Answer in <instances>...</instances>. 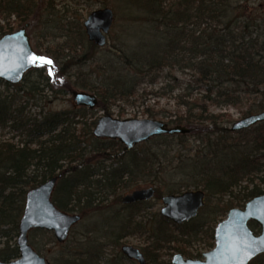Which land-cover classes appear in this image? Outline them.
<instances>
[{
  "label": "trees",
  "instance_id": "trees-1",
  "mask_svg": "<svg viewBox=\"0 0 264 264\" xmlns=\"http://www.w3.org/2000/svg\"><path fill=\"white\" fill-rule=\"evenodd\" d=\"M132 2L144 11L146 29L149 28V32L145 33L150 36L149 39L142 40L145 44L143 52L132 55V63L126 68V74L119 72L114 75L116 71H113L109 83L103 88L94 89L89 83L81 87L96 91L100 96L97 107L109 111V101L128 99L132 94L124 88L128 80L153 73H156L153 77L157 78L164 69L192 73L190 82L178 88L175 96L178 109L169 125L189 128L196 140L202 143L203 149L193 157H186L182 153L175 156L178 165L174 175L187 176L192 180L191 183L182 184L202 187L208 197L232 195L237 198L234 189L242 181L250 183L264 172V122L246 130L231 131L224 127L226 123H231L228 116L215 114L214 109H240L243 117L264 111V15L246 14L248 6L236 7V1L233 0ZM42 5L36 0H0V20H9L15 16L20 24L26 25L31 20L39 22L43 13ZM236 9L244 12L237 15ZM4 29L0 25V30ZM7 31L11 34L13 29L8 28ZM91 46L93 49L97 47L93 43ZM52 57L59 64L60 73L67 74L71 63H61L62 56L54 53ZM17 111L0 97V130L12 128L26 137L18 143L13 142V139L0 142V229L9 227L15 237L19 234L28 189L57 177L53 195L56 207L66 211L80 209L84 214L95 204L88 193L92 183L109 186L112 191L123 184L128 187L138 182L139 176L149 175L152 156L159 160L161 155H166L165 151L162 154L154 152V143L160 141L171 145L173 140H178V145H183L188 137L162 135L130 151L119 141H109L117 144L119 149L103 151L101 154L105 160L117 162L118 166L99 176L102 177L100 180L91 182L90 179L97 173L89 171L86 165L89 159L82 160L85 153L84 149H77L79 140L75 136H67L70 113L53 114L41 121L27 122L20 114H16ZM80 115L79 110L74 112V116ZM130 160L132 166L128 163ZM159 174L156 172V177ZM124 179L127 181L124 182ZM182 184L181 187H184ZM260 194L263 192L255 186L245 198ZM147 204L138 203L126 208L134 209L133 214L137 217L146 209ZM117 218L127 234L137 233L146 227L137 222L132 213H128L125 219L119 215ZM193 222L179 225L160 216L157 226L151 230L156 250H161L163 243L179 245L184 242L178 235L169 232V225L181 231L182 236L198 235L190 230L189 226ZM196 230L202 232L199 227ZM120 235H117V239L121 238ZM213 238L214 235H211ZM92 239L88 243L91 245L81 253L61 256L63 264H101L104 259L102 248ZM177 249L186 254L185 248ZM7 251L1 252L2 261L19 257L16 244L10 252ZM257 260H262L264 264V255L250 264H256ZM124 261L125 258L119 253L115 260L105 264H122Z\"/></svg>",
  "mask_w": 264,
  "mask_h": 264
},
{
  "label": "rangeland",
  "instance_id": "rangeland-1",
  "mask_svg": "<svg viewBox=\"0 0 264 264\" xmlns=\"http://www.w3.org/2000/svg\"><path fill=\"white\" fill-rule=\"evenodd\" d=\"M36 1L38 4H43V13L39 22L31 20L28 23L30 28L27 32L34 51L43 57L42 63L26 74L24 80L17 85H10L0 80V97L7 104H10L13 110H18L16 114H20L27 122L41 121L53 114L70 113L67 136H75L79 140L77 149H84L85 156L82 160H90L86 162V165H88L89 171L97 173L90 179L91 182H95L102 178L99 176L118 166L117 162L105 160L101 153L119 149L117 144L109 142L113 140L94 137L93 130L98 120L104 116H111L120 120L154 119L169 124L178 109L175 100L178 88L189 83L193 75L188 71L179 69L174 71L164 69L157 78L153 77L156 76V73H153L150 76H140L136 80L125 82L126 92H132V94L129 95L128 99L109 101L107 103L109 111L99 109L98 105L94 109L79 107L74 102L73 92H87L96 95L99 100L100 96L97 95L96 91L83 89L81 86L89 83L94 89L103 88L109 83V77L113 71H116L113 72L114 75L119 72L126 74L128 71L126 68H129L132 63V55L136 52H143L142 49L145 44L142 43V40L147 41L150 37L145 34L149 32V28L146 29L144 11L139 10L132 0ZM233 1H236V7L239 5L248 6L245 9L246 14L264 15V0ZM105 8L111 9L114 14L113 25L107 35L106 46L93 49L92 43L88 40L84 23L92 12ZM240 12L244 11L236 9L237 15H240ZM0 25L5 28L3 31L0 30V38L10 34L7 31L8 28L13 29L12 33H14L25 26L20 24L15 16H11L9 20H0ZM49 52L62 56L61 63L63 61L71 63L72 66L68 67L67 74L60 73L59 64L53 59V53L50 54ZM78 110L81 115L74 116V112ZM240 112V109L230 107L214 109L215 114L228 116L231 123H226L224 127L230 130L235 122L244 118ZM21 134L12 128L0 130V142L13 139V142L18 143L26 138ZM187 136L183 145H178V140H173L171 145H166L160 141L154 143V152L162 154L165 151L167 152L166 155H161L159 160L152 156V164L154 165L151 164V168L148 169L150 170L149 175L139 176L137 178L139 181L131 183L128 187L123 184L112 191L109 186H103V184L96 182L92 183L88 193L91 194V200L95 203L94 207L88 209L84 214L80 209L66 211L58 208L69 215H82V221L71 229L68 239L63 243H58L53 232L36 229L28 234L32 248L44 257L48 264H63L64 261H62L61 256L81 253L91 245L88 243L92 238L96 240L98 247L102 248L101 253L104 259L101 264L115 260L119 253L122 254L121 248L125 245L142 250L147 264H172L176 254H181L186 259L205 260L204 254L215 248V238L211 239V235H214L217 226L227 219L233 206L244 209L246 203L252 199L245 198V196L255 186H258L264 194V182L262 181L264 180V172L260 173L258 178L255 177L250 183L246 180L242 181L234 189V195L237 198L232 195L206 196V204L189 226L190 230L192 229L198 235L182 236L180 235L181 231L169 225V232L174 233V236L178 235L184 242L179 245L177 243H163V248L156 250L157 247L153 243L151 230L157 226L158 219L162 216V199L172 194L203 190L202 187H196L193 184L186 185L192 181L187 176L174 175L178 165V160L174 159L175 156L182 153L186 157H193L197 151L203 149L202 143L197 141L193 134L189 133ZM128 163L133 165L131 160ZM76 164L78 165V163ZM156 172H160L157 177ZM125 181L127 180L124 179ZM182 182L186 183L182 184ZM181 184L184 187H181ZM149 186L156 188V196L149 201L146 209L136 217V214H133L134 209L126 208L123 205V198L135 189L148 188ZM53 195L52 201L56 205ZM231 200H234L232 207H230ZM128 213H132L136 221L145 224L146 227L137 233L127 234V231L123 230L124 225L119 224L117 216L125 219ZM253 223H250L251 229L255 234H261V226ZM198 227L201 228L202 232L196 230ZM118 234H121L119 239H117ZM109 238H112L110 239L112 242ZM16 242L17 237L14 236V232L9 227L0 229V254L3 250H9L6 253L10 252L15 244L17 245ZM177 247L185 248L186 254L180 252ZM14 260L16 259L11 261ZM63 260L66 259L63 257ZM256 262V264H263L262 260ZM122 264L138 263L126 258Z\"/></svg>",
  "mask_w": 264,
  "mask_h": 264
},
{
  "label": "water",
  "instance_id": "water-1",
  "mask_svg": "<svg viewBox=\"0 0 264 264\" xmlns=\"http://www.w3.org/2000/svg\"><path fill=\"white\" fill-rule=\"evenodd\" d=\"M113 21L114 14L109 8L92 12L84 23L88 40L99 48L105 47ZM29 28L30 24H26L22 29L0 38V80L10 85L21 83L29 71L42 63V60L35 59L43 57L32 47L27 32ZM72 95L79 107L94 109L99 102L96 95L87 92L75 91ZM262 122L264 111L240 119L232 125L231 130H246ZM190 132L185 126H170L154 119L120 120L104 116L98 120L93 135L97 139L119 141L130 151L155 137L187 135ZM57 182L58 178L54 177L27 192L16 242L19 257L10 262L0 259V264H48L29 243L28 234L32 230L51 231L59 243L68 239L71 229L81 220V216L66 214L56 207L52 195ZM154 196V187L139 188L126 195L122 202L128 205L152 200ZM204 205L205 192L202 190L172 194L163 198L161 214L176 224H184L193 220ZM251 222L261 226V234H255L250 227ZM214 238L215 248L204 254L205 260L186 259L176 254L172 264H250L263 255L264 250L260 249H264V194L252 198L244 209H231L227 219L215 229ZM122 252L139 264H147L143 252L138 248L124 246Z\"/></svg>",
  "mask_w": 264,
  "mask_h": 264
},
{
  "label": "flooded vegetation",
  "instance_id": "flooded-vegetation-1",
  "mask_svg": "<svg viewBox=\"0 0 264 264\" xmlns=\"http://www.w3.org/2000/svg\"><path fill=\"white\" fill-rule=\"evenodd\" d=\"M121 143V142H120ZM149 187H154V186H149ZM155 188V187H154ZM139 189V188H138ZM136 190V189H135ZM134 191V190H133ZM202 191H204V190H202ZM205 192V191H204ZM178 195V194H177ZM155 196H156V188H155ZM155 196H154V198H155ZM206 192H205V204H206ZM153 198V199H154ZM163 200V199H162ZM150 201V200H149ZM149 201H140V202H137V203H132V204H128V205H126V204H123V205H125V206H131V205H134V204H138V203H149ZM123 203V202H122ZM78 215H80V214H78ZM162 215V214H161ZM81 216V215H80ZM164 217V216H163ZM165 218V217H164ZM167 219V218H166ZM168 220V219H167ZM82 221V216H81V220L78 222V223H80ZM170 221V220H169ZM172 222V221H171ZM190 222V221H189ZM77 223V224H78ZM174 223V222H173ZM76 224V225H77ZM176 224V223H175ZM76 225H74V226H76ZM180 225V224H179ZM51 232V231H50ZM53 235H54V233H53ZM54 237H55V235H54ZM58 242V241H57ZM59 243V242H58ZM63 243V242H62ZM125 246H128V245H125ZM124 247V246H123ZM136 248V247H135ZM142 251V250H141ZM121 252H122V248H121ZM122 255H123V257L126 259H128V260H131V261H134V262H137L138 263V261L137 260H135V259H129L123 252H122ZM145 256V255H144ZM146 258V257H145ZM47 261V260H46ZM139 264V263H138Z\"/></svg>",
  "mask_w": 264,
  "mask_h": 264
},
{
  "label": "snow or ice",
  "instance_id": "snow-or-ice-1",
  "mask_svg": "<svg viewBox=\"0 0 264 264\" xmlns=\"http://www.w3.org/2000/svg\"><path fill=\"white\" fill-rule=\"evenodd\" d=\"M35 59L43 60V58H35ZM47 62L51 63L50 61H47ZM260 250H264V249H260Z\"/></svg>",
  "mask_w": 264,
  "mask_h": 264
}]
</instances>
